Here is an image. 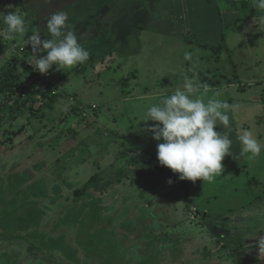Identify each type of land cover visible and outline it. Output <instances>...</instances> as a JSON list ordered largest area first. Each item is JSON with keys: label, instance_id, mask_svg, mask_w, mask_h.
I'll return each instance as SVG.
<instances>
[{"label": "rangeland", "instance_id": "obj_1", "mask_svg": "<svg viewBox=\"0 0 264 264\" xmlns=\"http://www.w3.org/2000/svg\"><path fill=\"white\" fill-rule=\"evenodd\" d=\"M22 1L25 9L21 1L18 4L15 0H0V13L18 12L26 18L27 27L23 37L14 34L8 38L0 15V71H9L22 80L27 78L32 69H25V64L19 67L13 56L22 50L35 61L38 56L47 54L42 48L33 51L30 37L39 33L42 40L51 38L46 14L57 10L67 12L70 30L88 50L89 59L72 68L58 69L53 65L49 70L62 97L54 108L43 111V117L27 111L13 120L8 99L0 96V139L6 142L0 143V255L5 250L13 252L12 258L20 253L17 264H43L45 257L49 264H75L62 258L60 250L46 247L45 243L49 242L50 246L60 249L72 247L77 251L79 247L81 264H136L144 259V264H161L165 253L169 254V259L164 264H221L223 261L229 264L230 249L216 250L222 236L217 231H213L215 235L208 231V222L198 217V214L211 212L209 204L219 197L212 200L209 193L199 189L204 183L195 186V182L181 180L178 173L162 166L157 158V144L162 141L155 140L153 133L146 130L147 126L158 122L142 120L146 119L150 106L158 104L176 88H183L185 76L203 85L208 76L222 80V73H228L224 79L230 80L233 86L214 91L211 84H206L210 91L204 95V89L200 90L205 103L209 99L221 101V97L240 100L234 103L239 106L242 101L234 94H240L244 100L256 97L260 102L255 104H260L263 111L264 11L261 9L258 19L249 16V21L259 20L249 29L246 25L250 22L243 23L245 13L241 22H227L228 50L217 53V58L214 54L204 55L205 49H189L188 45L180 55L176 42L171 44L170 32L164 26V32H142L143 50L149 47L148 57L131 58L123 53L126 45L123 46L121 38L111 39L108 28L103 34L102 25L88 23L108 4L111 15L121 5L124 7L117 15L125 14L129 9L127 5L133 4L131 0H102V6L95 8L94 14L82 18L76 16L80 9L71 7L72 0ZM100 1L73 0L74 4L83 2L86 7H94ZM167 1L172 0H144V4L150 11L158 6L160 13L164 9L162 4ZM196 1L202 8L212 0ZM218 6L221 21L226 22L223 6L220 3ZM240 24L244 27L237 33ZM94 27H98L97 31ZM166 33L168 36L161 39ZM193 35L189 39L196 43V35ZM134 44L133 40L131 46ZM162 49L163 53L159 54ZM186 52L191 54L189 59L185 58ZM169 72L177 76L165 81V86L157 85L156 79L167 77ZM76 102L82 107L77 115L68 111ZM82 110L87 113L85 118L80 114ZM260 116L264 119V112ZM255 117L250 113L249 119ZM82 187L83 193L76 200L74 191ZM211 187L221 192L228 186L218 182ZM53 198L57 201L53 202ZM222 198L221 195L218 201ZM95 201L103 208L99 211L94 207L82 209V204ZM90 210L95 218L100 213L101 219L96 223L90 221ZM32 211L39 217L38 227V220L27 217ZM40 213H43L41 217ZM214 214L224 216L219 211L212 213L211 218L216 216ZM92 236L99 238L91 245L96 253L86 257L77 239ZM208 250L216 251L208 255L204 252ZM0 264H5V255L0 258Z\"/></svg>", "mask_w": 264, "mask_h": 264}, {"label": "crops", "instance_id": "obj_2", "mask_svg": "<svg viewBox=\"0 0 264 264\" xmlns=\"http://www.w3.org/2000/svg\"><path fill=\"white\" fill-rule=\"evenodd\" d=\"M194 1L198 4L196 0ZM205 1L208 2V0ZM195 2L192 4L184 0L163 2L164 4H162L161 7L164 9H161L159 11L160 13H158V6H155V11H150L147 9V6H145L144 0H131L130 3L133 4L130 6L129 4L127 5L129 7L128 12L117 19L111 20L110 24L105 27L102 26L101 31H99L103 33L105 28H108L107 31L109 33L111 32L112 35L111 39L121 38L123 40V46L126 45V47L123 48L125 49L123 53L131 58H136L138 55L141 57H148L150 55H147L148 46H146V51L143 50V42L141 41L143 39L141 36L142 32L145 34L150 31L164 32V26L168 28V32H170L171 39L173 40L171 44L176 42L180 55H182L185 47L188 45L189 49L196 47L198 49H205L206 53L204 55L211 54L212 56V54H214L213 56L217 58V53H221L224 49L228 50V36L225 34L226 29H228L226 25L227 22H241L242 13H245L243 23H246L250 20L249 16L258 19L259 13H261V9L253 7L254 0H219V2L212 0L211 3L203 5L202 8H199ZM200 2L202 3L203 0ZM219 3L223 6L224 10H222L224 12V17L227 18L226 22L224 21L223 23L221 21ZM108 5L104 6V8H107ZM75 6L80 9L76 13L78 18L84 16L88 17L94 12V7H86L83 5V2L77 3ZM63 7L65 6L63 5ZM262 10L264 11V9ZM104 12L105 11L101 12L96 18H89L90 20L88 23L93 21L92 24L95 23V26H98L100 22L104 23V20L101 21L102 18L104 19ZM108 12L107 10L106 13ZM46 16L49 17L48 14H46ZM76 19L77 18H75V20ZM252 21L253 19L249 21L250 25H246L248 29L252 23L257 21L258 24L259 22V20ZM154 24H157L158 28ZM243 27L244 26L240 24L236 32L239 33ZM94 28H96L97 31L98 27ZM189 33L191 35L185 38V35ZM193 33L197 38L196 43H194L192 39H189L192 37ZM165 35L168 36L166 33L162 35L161 39H163ZM128 36H130V39ZM146 37L147 36H144V38ZM133 40L135 44L132 47L131 44ZM177 41L180 43L178 44ZM161 53H163V49L159 51V54ZM30 62L32 61H29V63ZM222 74V80L219 81L220 85L217 87L211 86L214 91L220 87H222L221 90H223V88L225 89L228 86H233L230 80L224 79V76H229L228 73ZM166 76L167 77L164 76V78H157V85L162 84L165 86V81L168 82L173 76H177V74L169 72ZM175 78L178 79V77ZM236 78L239 80L238 76ZM237 87L239 89L241 88V86ZM209 91L210 90L207 89L204 95ZM197 95L200 97L201 91L198 92ZM234 95L236 98L238 97L241 99V105L238 106L234 104L240 100H233L231 98L227 100L218 96L221 102L225 100L230 106L226 111H228L230 116L229 127L231 131L229 133V138L233 141L231 153L226 155L222 161L224 171L221 176L217 177L211 183L197 179L194 184L196 186V183L199 185L204 183L199 189L209 193L212 200H215L217 197L220 198L221 195L223 196L221 201H218V198L213 204H209L208 210L211 211L209 215L221 211V214L224 216L214 214L216 216L212 218L213 223H208L207 229L213 234L217 231L222 238L229 239V241H226L231 245H233L232 242H234V245L230 246L231 253L227 255V259H232L229 261V264H264V150H262L260 156L252 159L240 157L239 153L242 146L238 140V135L243 134L245 130H249L259 142L264 145V119L260 116V113L262 114L264 110L261 111L260 104H255L260 102L256 97H252L250 100H244L240 94ZM58 100H60V98ZM261 102L263 103L264 101ZM55 104L52 108H54ZM250 113L256 116L254 120L249 119ZM216 130L221 132L229 131L225 129L223 125H218ZM218 182L227 184L228 187L226 191L221 190V192H219L218 188L211 187ZM213 197H215V199ZM204 202L207 204L206 200H204ZM215 222H218V224H215ZM212 225L214 228H212ZM225 243L226 242H224V244ZM215 251L216 250H212V252ZM221 264L226 263L223 261Z\"/></svg>", "mask_w": 264, "mask_h": 264}, {"label": "clouds", "instance_id": "obj_3", "mask_svg": "<svg viewBox=\"0 0 264 264\" xmlns=\"http://www.w3.org/2000/svg\"><path fill=\"white\" fill-rule=\"evenodd\" d=\"M253 7L264 9V0H254ZM6 25L4 33L8 38L14 34L23 37L27 32L26 18L18 12L0 13ZM47 30L51 38L41 39L39 33L30 37L33 50L45 49L47 54L38 56L34 70L46 74L55 65L58 69L72 68L84 64L89 52L79 42L77 35L70 30L67 12L57 10L47 18ZM190 53H185L189 59ZM33 65V64H32ZM206 85L199 84L194 78L185 76L183 88H176L164 96L158 104L150 106L147 117L142 121L158 122L147 126L153 138L162 141L157 144V158L162 166H167L179 179L195 182L197 179L213 182L224 171L222 161L231 153L233 141L229 105L217 99L207 103L197 95ZM223 125L228 132L217 131ZM241 144L240 157L252 159L260 156L264 145L249 130L238 135ZM170 184L171 180L168 181Z\"/></svg>", "mask_w": 264, "mask_h": 264}, {"label": "trees", "instance_id": "obj_4", "mask_svg": "<svg viewBox=\"0 0 264 264\" xmlns=\"http://www.w3.org/2000/svg\"><path fill=\"white\" fill-rule=\"evenodd\" d=\"M20 1L22 4L23 3L22 0H15V2H17V3H19ZM28 34H29V32H28ZM22 49H23V47H22ZM29 56L30 55H27V53H25L24 51L22 52V50H21V52L16 53L13 56V58L16 59V61L18 60L17 62L19 64V67H23L25 64V66H26V67L24 66L25 69H32L28 78H26L25 80H21V78L19 79L15 75L13 76L12 73L9 71H6V70L0 71V96L8 99L7 104L10 107L9 115H11V118L13 120H16L18 118L19 114L25 113L27 111H29L30 114L33 116L36 115L37 117H43L44 116L43 111L45 109H48V108L52 109L55 102L59 98L62 97V94H60V92L58 91L57 84L52 82L51 80L46 83V88H42L37 83L38 79L41 78L42 74L38 70H34L33 66L35 65V61L31 60L33 57H29ZM29 61H32V62L29 63ZM28 63L31 66H29ZM205 80H206L205 82L202 81L203 85H206V84L210 85L211 84L212 87H216V86L220 85V83H219L220 79L219 78H216L213 76H208L207 78L205 77ZM80 108H82V107L78 105V102H76L75 104H72V106L69 108L68 111H70L71 114L77 115ZM80 114H82L83 118H85V116L87 115V113H85L84 110H82L80 112ZM65 116L67 117V115H65ZM1 120H2V117L0 115V121ZM0 143H6V142L3 141L2 139H0ZM165 168L166 167H162V169H165ZM174 174H176V173H174ZM91 179H93V177ZM22 180H23V178H22ZM21 184H22V182H21ZM66 184L69 185V183L67 181H66ZM57 186H59V185H57ZM85 187H86V185H85ZM58 188L60 189V186ZM83 189H84V187L74 191V195H75L76 200H78V197H80L82 195ZM38 192L39 191H37V193ZM56 193H58V192H56ZM54 201H57V199L53 198V202ZM85 207H88L90 209H91V207H94V208H97V211H99V209L103 208V206L99 202H96V201L91 202V203L86 202V203L82 204V209H84ZM33 212L34 211L27 213V217L30 219H32V217L39 218L38 216H34ZM208 213L209 212H207L205 215L198 214V217L200 219L205 220L206 222L212 224L213 223L212 218ZM39 215L41 217L43 215V213H40ZM90 215H91L90 221L94 222V223H96L100 218V213H98L97 217L95 218V215L92 214L91 210H90ZM82 239L83 238L77 239V242L79 243V245H81L83 247L82 249L85 252L86 257H91L92 255L95 256L94 254L96 253V251L91 248V245L96 243V241L99 238L92 236V238H87L85 240H82ZM226 240L229 241V239H226V238H223L221 240L222 243H221V241H218L219 243L217 245L219 246V248L224 249L228 246L229 243ZM224 242H226V243L224 244ZM220 244H222V246H220ZM63 248H64L65 252L70 256V258L75 262V264H81L82 259L79 258L80 257L79 254L75 253L74 250L72 249V247H68V249L65 247H63ZM204 252L207 253V251H204ZM211 252H212V250H208L207 254L209 255V254H211ZM168 259H169V254L165 253V255L162 257L161 264H164L165 260L168 262ZM145 262H146V259H144L143 261H138V262H136V264H144ZM106 263L109 264L108 262H106ZM101 264H104V262H102ZM118 264H121V263L119 262ZM122 264H126V262H124Z\"/></svg>", "mask_w": 264, "mask_h": 264}, {"label": "flooded vegetation", "instance_id": "obj_5", "mask_svg": "<svg viewBox=\"0 0 264 264\" xmlns=\"http://www.w3.org/2000/svg\"><path fill=\"white\" fill-rule=\"evenodd\" d=\"M23 2V1H22ZM72 3H73V5L75 6V4H74V2H73V0L71 1ZM72 3H71V5H72ZM23 4L24 3H22L21 5H22V7H23ZM77 4V3H76ZM72 5V6H73ZM100 6H102V0L100 1V2H98L95 6H94V11L97 9V8H99ZM24 9H25V7H23ZM96 8V9H95ZM105 9H106V7L104 8V11H105ZM108 9H109V7H108ZM101 13V12H100ZM93 14H94V12H93ZM90 15H92V14H90ZM89 15V16H90ZM2 117V116H1ZM36 218V217H35ZM34 217H32V220L33 221H35V220H38L39 221V219L38 218H36L35 219ZM73 219V220H72ZM71 220L72 221H74L75 220V218L73 217ZM37 224V226L36 227H38L39 225H40V221L38 222V223H36ZM4 230V229H3ZM76 232H77V229H76ZM76 238H77V235H76ZM45 246L46 247H49V248H51V247H53V248H56V249H58V250H60L61 252H62V258H66V259H70L71 261H73L71 258H70V256L65 252V250H64V248L63 249H60V248H58V247H56V246H50L49 245V242H46L45 243ZM74 252L75 253H77V252H79V247H77V251H75L74 250ZM3 255H5V264H17V261H19V259H20V253H15L14 254V256H15V258H12L13 257V252L11 251V250H5L3 253H1V255H0V258L3 256ZM45 263L46 264H49L48 262H46V257H45ZM45 263H43V264H45Z\"/></svg>", "mask_w": 264, "mask_h": 264}, {"label": "water", "instance_id": "obj_6", "mask_svg": "<svg viewBox=\"0 0 264 264\" xmlns=\"http://www.w3.org/2000/svg\"><path fill=\"white\" fill-rule=\"evenodd\" d=\"M19 4V3H18ZM124 7V6H123ZM122 7V5L118 8V10L115 12V13H113V15H111L112 13H111V11H110V9L108 10L109 11V13H106V14H104L105 16H104V19L102 18L101 19V21L102 20H104L105 22L103 23V22H100L99 23V25H102L103 27H105L104 25H105V23H108V24H110L111 23V21H108V20H113V19H117L118 17H120V16H118L117 14H118V11L121 9V8H123ZM104 33H106V30L103 32V34ZM32 70H30V72H31ZM30 72L28 73V76H29V74H30ZM28 76H27V78H28ZM22 80V79H21ZM25 80V79H24ZM0 161H1V157H0ZM195 214H196V212H195ZM101 219V217L99 218V220ZM202 220V219H201ZM202 221H204L205 222V220H202ZM223 238H220V239H218V241H221ZM221 243H222V241H221ZM233 243V242H232ZM220 246H222V244H220ZM230 246H233V245H231V244H228V246L226 247V248H228V249H230ZM225 249V248H224ZM216 250H223V249H221V248H219V246L217 247V249Z\"/></svg>", "mask_w": 264, "mask_h": 264}, {"label": "built area", "instance_id": "obj_7", "mask_svg": "<svg viewBox=\"0 0 264 264\" xmlns=\"http://www.w3.org/2000/svg\"><path fill=\"white\" fill-rule=\"evenodd\" d=\"M50 74L46 73V74H42L41 78L38 79L37 83L42 87V88H46V83L48 81H50ZM52 81V80H51ZM92 107H95V105H92Z\"/></svg>", "mask_w": 264, "mask_h": 264}]
</instances>
